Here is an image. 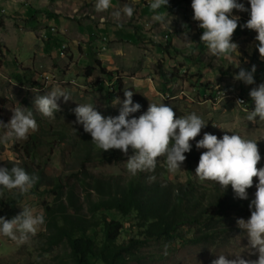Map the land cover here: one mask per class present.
<instances>
[{"label":"rangeland","instance_id":"374dc122","mask_svg":"<svg viewBox=\"0 0 264 264\" xmlns=\"http://www.w3.org/2000/svg\"><path fill=\"white\" fill-rule=\"evenodd\" d=\"M79 1H66L61 9L40 15L43 21L58 20L57 28L54 22L44 21L32 29L24 20L30 10H24V19H19L7 8L6 0H0V121L7 123L12 116L11 109L21 105L33 111L38 129L42 124L47 128L49 125H66L70 129L83 130L82 125L75 123L76 117L72 111L78 104L92 103L102 116L115 117L121 110L123 93L132 90V99L141 105V109L131 113L128 118H138L144 114L150 103H164L173 108L174 118L195 113L207 122L200 134L190 141L192 149L185 154L196 152L201 155L205 151L197 150L195 141L206 132L216 135L218 139L225 134L235 133L257 141L261 160L256 167H264V121L253 123L246 120L247 111L254 107L249 92L264 83V58L258 52L257 34L254 30L241 27L249 19L247 11L232 12V15L239 17L238 27L231 38L238 45L237 52L215 57L200 41L203 30L199 22L193 19L191 0H169L166 10H162L169 14V25L152 19L148 0H112L116 4L112 3V7L104 12H96L95 0L87 3ZM239 2L244 3L245 8L250 7L247 0ZM124 4H131L135 9L134 14L131 18L122 15L117 21L112 13L120 10ZM3 7H6L5 13H2ZM47 24L55 28L51 30L55 31L51 36L55 47L53 58L43 50L46 39L41 29L44 30ZM169 34L174 35V51L170 50V56L163 50ZM64 45L66 47L61 52L59 47ZM252 65L256 66L253 85H246L234 78L240 68L250 70ZM160 66L172 80L171 90L167 93L161 91ZM88 68L94 69L89 77L86 73ZM15 73L37 82V85L21 83L15 78ZM116 80L121 81V91L113 90ZM56 87L70 93L72 98L66 102L62 97L58 99L59 111L54 113L55 118L43 117L35 110L34 100L36 96L46 95ZM239 96H244L247 101ZM237 100L243 101L244 105L236 104ZM4 132V129H0V136ZM28 139L14 144L0 143V166H24L27 162L32 169H44L47 176H63L61 178L66 182L74 183L73 180H66L72 173L69 171L71 167H68L71 164L68 148L57 145L50 152L49 146L44 145L40 157L31 162L19 153ZM64 161L69 165H65ZM126 161L106 164L96 160L87 165V170L97 176L126 178L129 176ZM197 165L195 162L189 164L186 159L180 170L172 173L167 168L165 157H159L153 172L175 186L188 180L196 183L200 190L217 185L213 181L199 180L195 175ZM256 183L257 178L253 177V186L246 190L247 200L237 198L231 185L224 189L231 193L232 200L245 205L241 207L242 213L241 209H234L225 215L215 231L219 239L213 245H195L187 240L151 242L139 250L137 259L131 264H211L221 254L227 259H234L237 255L255 259V250L250 247L246 233L237 226V220L250 217L249 203L255 197ZM41 190L27 194L17 206L16 215L25 206L44 214V201L48 198ZM124 228L126 240L139 235L133 223L126 222ZM44 232L45 225L24 245L0 236V264H53V257L59 250L44 248L41 242ZM185 233L186 239L192 237V231H188V228H185Z\"/></svg>","mask_w":264,"mask_h":264},{"label":"clouds","instance_id":"9594fccd","mask_svg":"<svg viewBox=\"0 0 264 264\" xmlns=\"http://www.w3.org/2000/svg\"><path fill=\"white\" fill-rule=\"evenodd\" d=\"M168 2L148 0L155 22L169 25V14L162 11L166 10ZM247 3L249 8H245L239 0H191L193 19L199 22L203 30L200 41L207 46L212 56H230L237 52L238 45L231 39L239 21V17L232 15V12L237 10L249 13V19L241 27L256 32L258 52L264 58V0H247ZM94 7L96 12L107 11L112 7V0H95ZM134 11L131 4H124L112 15L119 21L122 15L131 18ZM236 66L239 67L238 64ZM255 72V65L250 70L240 68L234 78L246 85H253ZM133 93L132 90L123 93L122 107L115 117L102 116L92 103L78 104L72 110L76 117L75 123L82 125L83 131L90 134L92 142L102 151L118 149L127 155L131 148L132 155L126 161L130 177L153 172L159 157H165L170 172H177L186 160L185 153L192 149L190 141L200 134L207 122L195 113L174 118L173 108L164 103H150L144 114L138 118H128L131 113L141 109V105L133 101ZM249 96L254 107L247 111L246 120L253 123L264 121V83L253 88ZM61 97L65 102L72 98L70 93L60 87L46 95L36 96L35 110L43 117L55 118L54 113L59 111L57 101ZM236 104L244 105L241 100H237ZM11 111L12 116L7 123L0 121V129L5 130L4 135L0 136V143L14 144L27 140L30 134L38 131L32 110L19 105ZM195 147L197 150L205 149L195 168L199 180L213 181L223 190L231 185L237 198L247 200L246 190L253 186V177L257 178L255 197L249 203L251 215L247 220H237V226L246 233L256 258L246 259L237 255L234 259H227L221 254L211 264H264V167H256L261 160L257 141L235 133L225 134L218 139L216 135L206 132L195 141ZM38 180L37 175L29 174L18 165L11 168L0 166V196L5 190L21 197L26 196ZM45 223L42 212H34L25 206L12 219L0 216V236L24 245Z\"/></svg>","mask_w":264,"mask_h":264},{"label":"trees","instance_id":"16d2710c","mask_svg":"<svg viewBox=\"0 0 264 264\" xmlns=\"http://www.w3.org/2000/svg\"><path fill=\"white\" fill-rule=\"evenodd\" d=\"M173 40L174 35L169 34L163 48L168 56L171 49L174 51ZM50 47L52 44L47 40L45 51L49 56L52 54ZM163 66L159 68V78L162 93H167L171 90L172 80L163 71ZM93 71L88 68L87 77ZM15 78L21 83L37 85L18 73ZM113 90H122L121 81H115ZM239 97L246 100L244 96ZM39 126L19 153L23 158L35 161L44 145L49 146L50 152L57 145L65 146L71 164L67 161L64 164L69 165L72 172L66 180L74 182H66L61 178L63 176H47L44 169H32L27 162L24 166L18 164L29 174L39 177L29 194L42 189L41 193L48 198L44 201L46 223L41 242L46 250H59L53 257V264H131L141 248L160 240L213 245L219 239L215 231L225 215L234 209H241L242 213L241 207L245 203L232 200L231 193L217 185L200 190L196 183L188 180L175 186L154 172L126 178L94 175L87 170L88 164L96 160L119 164L132 155L131 148L127 155L118 149L102 151L83 130L70 129L66 125ZM191 153L185 154L188 163H198L200 155ZM24 197L5 190L0 196V216L15 217L17 206ZM126 222L134 224L139 233L137 238H124ZM185 228L192 231L190 239H186Z\"/></svg>","mask_w":264,"mask_h":264},{"label":"crops","instance_id":"0c3cea01","mask_svg":"<svg viewBox=\"0 0 264 264\" xmlns=\"http://www.w3.org/2000/svg\"><path fill=\"white\" fill-rule=\"evenodd\" d=\"M66 1H71V0H6L7 4L6 6H8L7 8H9L12 12V15H16L19 17V19H24L22 18V16H24L22 14V12L24 10H30L29 11V15L27 17H25V21L27 22V20H29L27 22V25H30V27L33 29H36V27H38L40 24H42V22L44 23V21L42 20L41 18V14H45V12H50L52 10H59L62 8V4ZM87 3L91 0H80L79 3L81 2H84ZM87 1V2H86ZM20 2H24L25 4H19ZM113 4H116L112 1ZM6 10V7H3L2 10ZM9 11V10H8ZM7 11V12H8ZM41 11V12H40ZM10 14V13H9ZM27 18V19H26ZM47 18H49L47 16ZM45 22H54L55 23V27L57 28L59 25L58 24V20H54V19H51L50 21H45ZM51 24V23H49ZM49 24H47V26L43 29H41V32H44L45 33V44H44V48L43 50L45 51V45H46V41L49 40L50 43L52 44V47H50V50L52 51V54L51 56L47 55L48 57H51L53 58V54H54V50H55V47H54V39L51 38L52 35H54L53 33L54 32H51V30H54L55 28L51 27ZM101 27V26H100ZM42 28V27H41ZM53 42V43H52ZM56 43V42H55ZM55 45H58L57 43ZM57 48V46H56ZM60 49V47H59ZM46 53V51H45Z\"/></svg>","mask_w":264,"mask_h":264},{"label":"built area","instance_id":"2783aa9c","mask_svg":"<svg viewBox=\"0 0 264 264\" xmlns=\"http://www.w3.org/2000/svg\"><path fill=\"white\" fill-rule=\"evenodd\" d=\"M2 13H5V10H2ZM65 47V45L61 47V52L64 50Z\"/></svg>","mask_w":264,"mask_h":264}]
</instances>
